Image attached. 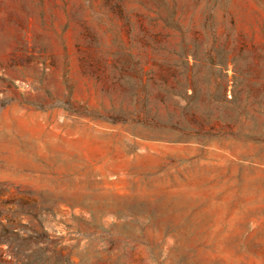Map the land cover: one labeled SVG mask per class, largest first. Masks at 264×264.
<instances>
[{"label":"rangeland","instance_id":"1","mask_svg":"<svg viewBox=\"0 0 264 264\" xmlns=\"http://www.w3.org/2000/svg\"><path fill=\"white\" fill-rule=\"evenodd\" d=\"M0 264H264V0H0Z\"/></svg>","mask_w":264,"mask_h":264}]
</instances>
